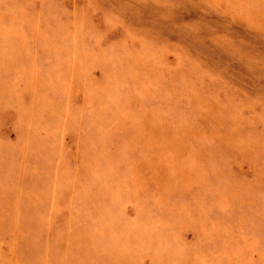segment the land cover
Here are the masks:
<instances>
[{
    "label": "rangeland",
    "instance_id": "rangeland-1",
    "mask_svg": "<svg viewBox=\"0 0 264 264\" xmlns=\"http://www.w3.org/2000/svg\"><path fill=\"white\" fill-rule=\"evenodd\" d=\"M0 264H264V0H0Z\"/></svg>",
    "mask_w": 264,
    "mask_h": 264
}]
</instances>
